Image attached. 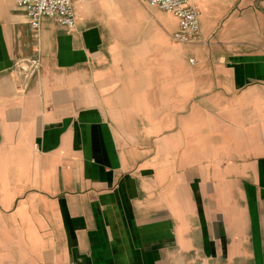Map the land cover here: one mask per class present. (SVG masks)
Masks as SVG:
<instances>
[{
  "label": "crops",
  "instance_id": "obj_1",
  "mask_svg": "<svg viewBox=\"0 0 264 264\" xmlns=\"http://www.w3.org/2000/svg\"><path fill=\"white\" fill-rule=\"evenodd\" d=\"M193 2L0 0V264H264V0Z\"/></svg>",
  "mask_w": 264,
  "mask_h": 264
},
{
  "label": "built area",
  "instance_id": "obj_2",
  "mask_svg": "<svg viewBox=\"0 0 264 264\" xmlns=\"http://www.w3.org/2000/svg\"><path fill=\"white\" fill-rule=\"evenodd\" d=\"M20 7L28 20L29 27L36 31L41 20L47 18L65 31L74 28L76 15L73 3L85 0H13ZM148 7H155L169 12L177 18V29L172 33L175 41L187 43L197 37L199 11L193 0H141ZM195 60L189 59L193 64Z\"/></svg>",
  "mask_w": 264,
  "mask_h": 264
}]
</instances>
